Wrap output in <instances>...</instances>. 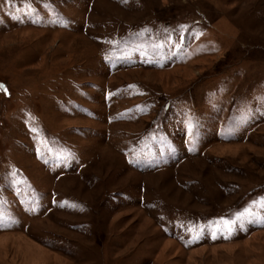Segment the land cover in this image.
I'll return each instance as SVG.
<instances>
[{"label":"rangeland","instance_id":"obj_1","mask_svg":"<svg viewBox=\"0 0 264 264\" xmlns=\"http://www.w3.org/2000/svg\"><path fill=\"white\" fill-rule=\"evenodd\" d=\"M262 201L264 0H0V264H264Z\"/></svg>","mask_w":264,"mask_h":264},{"label":"snow or ice","instance_id":"obj_2","mask_svg":"<svg viewBox=\"0 0 264 264\" xmlns=\"http://www.w3.org/2000/svg\"><path fill=\"white\" fill-rule=\"evenodd\" d=\"M261 206L264 207V201L261 202ZM2 223V221H0ZM225 225H228L230 222L229 221H224Z\"/></svg>","mask_w":264,"mask_h":264}]
</instances>
